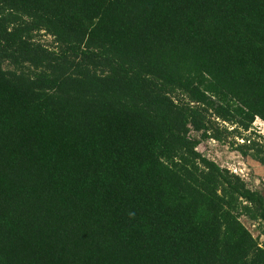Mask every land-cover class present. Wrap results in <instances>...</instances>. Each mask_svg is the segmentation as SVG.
<instances>
[{
  "label": "trees",
  "instance_id": "1",
  "mask_svg": "<svg viewBox=\"0 0 264 264\" xmlns=\"http://www.w3.org/2000/svg\"><path fill=\"white\" fill-rule=\"evenodd\" d=\"M256 120L264 0H0V264H264Z\"/></svg>",
  "mask_w": 264,
  "mask_h": 264
},
{
  "label": "rangeland",
  "instance_id": "2",
  "mask_svg": "<svg viewBox=\"0 0 264 264\" xmlns=\"http://www.w3.org/2000/svg\"><path fill=\"white\" fill-rule=\"evenodd\" d=\"M39 40L42 44L47 47H52L53 39L46 35H41ZM253 136L264 143V122L261 120H256L253 125L252 131H250ZM198 151L203 154L207 159L217 163L221 168L227 169L230 172H239L242 170L244 176H246L247 183L251 188L253 186L264 190V183L259 184L258 180L264 178V170L258 169L256 163L252 162L251 159L243 158L238 152L231 149L228 144L218 143L216 141L210 140L205 141L200 144ZM238 174V173H237ZM260 175H262L260 177ZM257 181V183H256ZM243 224L248 230L256 237L258 236L257 225L251 223L247 219H241Z\"/></svg>",
  "mask_w": 264,
  "mask_h": 264
},
{
  "label": "built area",
  "instance_id": "3",
  "mask_svg": "<svg viewBox=\"0 0 264 264\" xmlns=\"http://www.w3.org/2000/svg\"><path fill=\"white\" fill-rule=\"evenodd\" d=\"M231 173H232V174H235V175H239V176H241L243 179H246V178H245L246 176H244V174H243L244 172H243L242 170H240L239 172H236V171L233 170V172H231ZM237 173H238V174H237Z\"/></svg>",
  "mask_w": 264,
  "mask_h": 264
},
{
  "label": "crops",
  "instance_id": "4",
  "mask_svg": "<svg viewBox=\"0 0 264 264\" xmlns=\"http://www.w3.org/2000/svg\"><path fill=\"white\" fill-rule=\"evenodd\" d=\"M258 167V169H262V170H264V167H261L260 165L259 166H257ZM262 175H260V177H261ZM264 176V175H263ZM260 179V178H259ZM259 179H257L258 180V182H259V184H262V183H264V178L262 179V180H259ZM256 183H257V181H256Z\"/></svg>",
  "mask_w": 264,
  "mask_h": 264
}]
</instances>
